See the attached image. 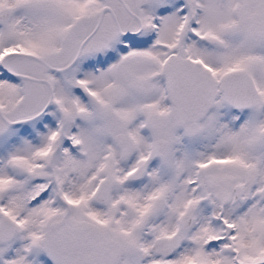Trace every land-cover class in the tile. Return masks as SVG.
<instances>
[{"label":"snow or ice","instance_id":"6c2138e0","mask_svg":"<svg viewBox=\"0 0 264 264\" xmlns=\"http://www.w3.org/2000/svg\"><path fill=\"white\" fill-rule=\"evenodd\" d=\"M0 264H264V0H0Z\"/></svg>","mask_w":264,"mask_h":264}]
</instances>
